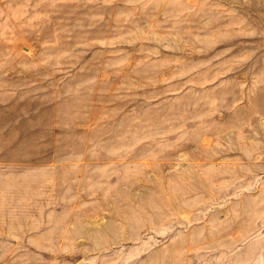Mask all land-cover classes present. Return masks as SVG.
<instances>
[{
    "label": "rangeland",
    "instance_id": "rangeland-1",
    "mask_svg": "<svg viewBox=\"0 0 264 264\" xmlns=\"http://www.w3.org/2000/svg\"><path fill=\"white\" fill-rule=\"evenodd\" d=\"M0 264H264V0H0Z\"/></svg>",
    "mask_w": 264,
    "mask_h": 264
}]
</instances>
